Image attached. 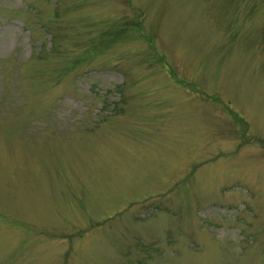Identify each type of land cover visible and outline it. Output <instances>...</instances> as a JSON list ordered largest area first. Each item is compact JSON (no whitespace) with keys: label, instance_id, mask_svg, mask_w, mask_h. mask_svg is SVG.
I'll return each mask as SVG.
<instances>
[{"label":"rangeland","instance_id":"374dc122","mask_svg":"<svg viewBox=\"0 0 264 264\" xmlns=\"http://www.w3.org/2000/svg\"><path fill=\"white\" fill-rule=\"evenodd\" d=\"M0 264H264V0H0Z\"/></svg>","mask_w":264,"mask_h":264}]
</instances>
